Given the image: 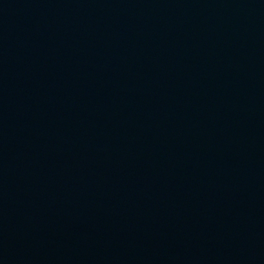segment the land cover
Instances as JSON below:
<instances>
[{"label":"water","instance_id":"obj_1","mask_svg":"<svg viewBox=\"0 0 264 264\" xmlns=\"http://www.w3.org/2000/svg\"><path fill=\"white\" fill-rule=\"evenodd\" d=\"M0 264H264V0H0Z\"/></svg>","mask_w":264,"mask_h":264}]
</instances>
